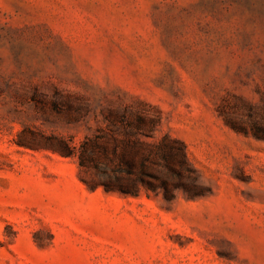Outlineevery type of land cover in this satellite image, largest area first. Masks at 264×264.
Segmentation results:
<instances>
[{
    "label": "rangeland",
    "instance_id": "1",
    "mask_svg": "<svg viewBox=\"0 0 264 264\" xmlns=\"http://www.w3.org/2000/svg\"><path fill=\"white\" fill-rule=\"evenodd\" d=\"M0 264H264V0H0Z\"/></svg>",
    "mask_w": 264,
    "mask_h": 264
},
{
    "label": "trees",
    "instance_id": "2",
    "mask_svg": "<svg viewBox=\"0 0 264 264\" xmlns=\"http://www.w3.org/2000/svg\"><path fill=\"white\" fill-rule=\"evenodd\" d=\"M133 145L135 146L142 145V143L139 142L138 140H134ZM55 146L56 147H53L55 148L53 150H57V152H59V154L63 157H73L77 155L74 147L69 146L62 139H59L57 145ZM180 152L183 163H185L186 158L182 146ZM78 158H79V162H78L79 166H85L84 158L81 155V153L78 154ZM151 162L152 160L148 155H142L138 162H134V159L126 158L125 156L122 155V157H120V166H124V167H121L117 170H113L112 173L113 175H115L113 178H108V180L104 183H98L93 181L92 183H90L89 186L91 188H95L98 185H102L106 192L118 191L124 194L137 195L139 190L138 184H144L145 182L144 177H150L149 172H151V166L148 163ZM120 174H125L127 175V177H132L133 175H136V180L131 181V183L129 184L127 183L123 184L121 182V178H119Z\"/></svg>",
    "mask_w": 264,
    "mask_h": 264
}]
</instances>
